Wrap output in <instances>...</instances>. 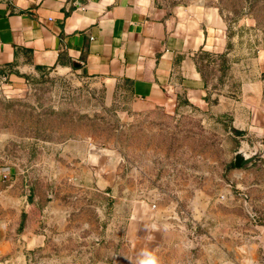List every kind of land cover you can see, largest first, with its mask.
<instances>
[{
	"label": "rangeland",
	"instance_id": "374dc122",
	"mask_svg": "<svg viewBox=\"0 0 264 264\" xmlns=\"http://www.w3.org/2000/svg\"><path fill=\"white\" fill-rule=\"evenodd\" d=\"M208 1L239 48L264 32V0ZM214 66L204 68L211 84L220 76ZM226 122L175 102L136 109L124 86L73 69L0 72V168H14L25 180L20 189L38 196L34 217L45 236L33 264H110L128 234L141 252L148 230L135 223L126 232L129 214L154 202L176 208L191 257L221 260L220 242L236 239L217 229L237 206L226 190L247 210L264 208L254 194L264 191V159L235 168L240 139H252L229 133Z\"/></svg>",
	"mask_w": 264,
	"mask_h": 264
},
{
	"label": "crops",
	"instance_id": "0c3cea01",
	"mask_svg": "<svg viewBox=\"0 0 264 264\" xmlns=\"http://www.w3.org/2000/svg\"><path fill=\"white\" fill-rule=\"evenodd\" d=\"M228 33L224 17L208 0H0V72L73 69L124 86L136 109L174 102L194 106L226 120L229 133L264 145V32L247 38L242 48L238 35ZM200 50L227 51L229 67L223 82L216 80L217 88L204 82L196 65ZM239 174L250 178L248 172ZM0 175V264H33L45 241L34 217L38 196L20 189L25 180L14 168H0ZM254 194L264 197L261 190ZM233 197L228 188L224 198L237 206L227 209L217 229L236 239L220 242L221 260L210 254L204 263L264 264V208L247 210ZM129 215L128 233L135 223L160 228L148 233L154 239L142 246L159 264H200L188 254L191 245L176 208L154 202ZM132 237L127 235L110 264H135L140 252Z\"/></svg>",
	"mask_w": 264,
	"mask_h": 264
},
{
	"label": "trees",
	"instance_id": "16d2710c",
	"mask_svg": "<svg viewBox=\"0 0 264 264\" xmlns=\"http://www.w3.org/2000/svg\"><path fill=\"white\" fill-rule=\"evenodd\" d=\"M230 35V33H228ZM231 47V43L228 41L227 48L229 49ZM196 65L199 69V71L202 73V77L204 79V82H209L208 76L206 74V71L204 70L205 67H208L210 63H214L216 65L218 63V70L220 71V76L218 77V83L223 82V77L229 67V60L227 58V51L219 54L212 53L208 50H200L195 56ZM216 84H212L213 87H215ZM233 165V163H232Z\"/></svg>",
	"mask_w": 264,
	"mask_h": 264
},
{
	"label": "water",
	"instance_id": "95a60500",
	"mask_svg": "<svg viewBox=\"0 0 264 264\" xmlns=\"http://www.w3.org/2000/svg\"><path fill=\"white\" fill-rule=\"evenodd\" d=\"M264 158V145L252 139V145L240 144L233 152L232 163L235 168L251 167L257 159Z\"/></svg>",
	"mask_w": 264,
	"mask_h": 264
},
{
	"label": "clouds",
	"instance_id": "9594fccd",
	"mask_svg": "<svg viewBox=\"0 0 264 264\" xmlns=\"http://www.w3.org/2000/svg\"><path fill=\"white\" fill-rule=\"evenodd\" d=\"M98 159H99L98 157H91L87 162L95 165L96 163H98ZM145 228L148 230V233H152L153 231L160 230V228L156 224L145 226ZM146 238L150 241L154 239L153 235H147ZM135 264H159V262H158V258L154 255L153 252L147 249H143L138 254Z\"/></svg>",
	"mask_w": 264,
	"mask_h": 264
}]
</instances>
